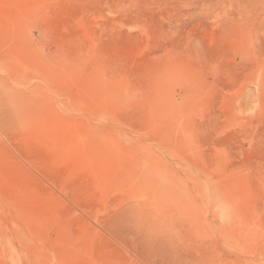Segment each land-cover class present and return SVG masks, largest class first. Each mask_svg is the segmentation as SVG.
<instances>
[{"label": "rangeland", "instance_id": "rangeland-1", "mask_svg": "<svg viewBox=\"0 0 264 264\" xmlns=\"http://www.w3.org/2000/svg\"><path fill=\"white\" fill-rule=\"evenodd\" d=\"M0 264H264V0H0Z\"/></svg>", "mask_w": 264, "mask_h": 264}]
</instances>
